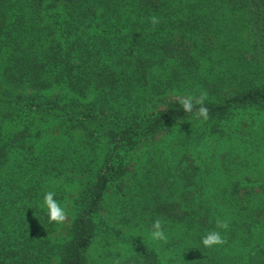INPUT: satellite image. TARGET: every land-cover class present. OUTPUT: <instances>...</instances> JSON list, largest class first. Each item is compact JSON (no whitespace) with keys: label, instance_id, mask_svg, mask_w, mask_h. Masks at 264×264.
Instances as JSON below:
<instances>
[{"label":"trees","instance_id":"16d2710c","mask_svg":"<svg viewBox=\"0 0 264 264\" xmlns=\"http://www.w3.org/2000/svg\"><path fill=\"white\" fill-rule=\"evenodd\" d=\"M221 9L240 15L246 46ZM202 93L207 119L179 103ZM254 107H264V0H0V264H264V193L253 204L238 181L213 184L196 154ZM181 120L168 152L153 145ZM141 158L149 166L129 182ZM61 177L77 193L58 237L42 203ZM112 185L124 226L166 222V261L135 236L115 260L90 257L110 230L99 215ZM213 230L226 243L205 248Z\"/></svg>","mask_w":264,"mask_h":264},{"label":"rangeland","instance_id":"374dc122","mask_svg":"<svg viewBox=\"0 0 264 264\" xmlns=\"http://www.w3.org/2000/svg\"><path fill=\"white\" fill-rule=\"evenodd\" d=\"M218 18L223 24L229 22V28L235 33V38L242 47L248 44L246 26H240L235 22L240 18L239 14L233 15L221 9L218 12ZM172 98L177 99L178 96L173 94ZM188 125L187 120L174 124L172 132L156 136L153 145L158 148L166 147L168 152L174 144L175 139L172 138L181 137ZM196 154L200 158L199 162L203 163L201 166L203 175L207 176L213 184L231 186L233 182L238 181L240 192L244 194L243 198L248 200L251 198L253 204L259 202L264 193L261 186L264 185V107L234 111L232 116L224 122L222 133L207 137L200 142ZM148 166L149 163L145 158H141L137 164L133 163L127 180L132 182L135 179H141ZM47 184L49 189L56 193L57 198L54 199L62 206H66L68 218L63 223H59L57 230L58 237H63L75 215L73 200L77 193L76 183L61 177L48 180ZM246 192L251 194H245ZM99 216L107 223L110 230L108 232L98 230L89 250L90 257L96 258L102 255L103 261L115 260L120 257L117 255L127 253L129 248L127 240L135 236L137 240L155 246L165 261L169 258L167 251L169 244L152 240L149 227L141 229L126 227L120 222L119 197L115 194L113 185L104 197ZM162 223L169 239L171 231L166 226V222L162 221Z\"/></svg>","mask_w":264,"mask_h":264},{"label":"clouds","instance_id":"9594fccd","mask_svg":"<svg viewBox=\"0 0 264 264\" xmlns=\"http://www.w3.org/2000/svg\"><path fill=\"white\" fill-rule=\"evenodd\" d=\"M148 22L152 25L153 29L156 25L160 23L159 17L156 15H152L148 18ZM206 94L202 93L199 98L193 97L191 95L186 98H181L179 103L182 105V108L185 112H193V108L195 105H200V107L196 110L194 115L197 118L203 117V119L208 118V110L203 106L204 101L206 99ZM181 123L183 121L181 120ZM56 193L54 191H48L43 196L42 207L47 209V215L49 223H63L67 217L66 206H62L59 202H57L54 197ZM216 228L227 230L229 228V221L227 220H216ZM150 237L154 241L167 243L168 237L165 233L162 221L157 218L153 221L150 229ZM201 244L205 248H212L216 245H223L226 243V240L222 237L219 231H209L205 235L200 238ZM115 264H119L117 260Z\"/></svg>","mask_w":264,"mask_h":264}]
</instances>
